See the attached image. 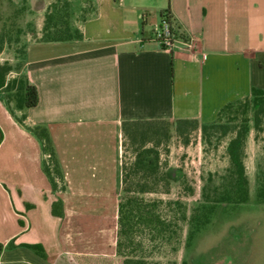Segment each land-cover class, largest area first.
I'll list each match as a JSON object with an SVG mask.
<instances>
[{
  "label": "crops",
  "instance_id": "1",
  "mask_svg": "<svg viewBox=\"0 0 264 264\" xmlns=\"http://www.w3.org/2000/svg\"><path fill=\"white\" fill-rule=\"evenodd\" d=\"M41 1L27 6L38 15L28 32L36 38ZM132 1L93 0L89 13L72 22L79 38L34 37L19 62L1 45L0 62L10 69L9 87L0 86V264H66L68 253H96V215L80 218L89 244L82 248L73 215L62 207L66 201L51 190L45 155L66 188L80 187L84 177L89 188L112 189L120 186L122 120L200 124L226 101L247 96L250 86L264 91V0ZM166 5L176 33L169 49L151 35ZM24 80L37 95L26 108L12 101Z\"/></svg>",
  "mask_w": 264,
  "mask_h": 264
},
{
  "label": "rangeland",
  "instance_id": "2",
  "mask_svg": "<svg viewBox=\"0 0 264 264\" xmlns=\"http://www.w3.org/2000/svg\"><path fill=\"white\" fill-rule=\"evenodd\" d=\"M50 1L44 0L43 12ZM68 1L71 22L77 23L89 13L93 0ZM141 1L147 0H133L132 3ZM28 3L40 6L42 1L0 0V44L4 47L3 54L16 57V62L20 61L24 44L35 37L33 33L28 32L37 22L38 15L29 11ZM140 9L145 11L143 7ZM145 16L150 23V14ZM152 18L155 19L156 16ZM148 23L146 26H149ZM21 97L20 89L13 94L12 101L21 100ZM254 108L253 104L247 107L246 130L241 141L240 157L246 181L245 199L230 205L220 201L209 219L192 234L185 245L188 218L194 207L201 201H211L220 193L227 192L232 183L225 145L239 125L241 116L237 115L229 121L225 120L224 116L219 120L214 118L209 122L196 124L193 128L189 127L182 134L170 130L167 139L156 146L159 159L170 168L167 188L161 190L158 187L155 191L142 194L143 199L156 200L155 209L168 226L156 243L150 246L145 245L144 232L135 231L134 238L141 239V247L136 248L134 245L132 254H148L149 264L264 262V197L258 198L255 194L259 183L264 181V110L254 112ZM44 144L47 145L46 142ZM126 145V142L124 146L120 145L119 152L125 162L130 155V149ZM43 167L48 172L51 190L57 191L54 195H59L66 201L62 205L65 213L73 215L75 234L81 235L82 248H88L89 244L83 236L86 229L80 218L95 214V254L118 257L114 253V238L115 202L119 194V184H115L116 187L112 189L89 188L92 183L84 182L83 177L76 183L80 187L66 188L60 176L55 173L54 162L50 156L43 157ZM129 249L130 246L124 248L126 251Z\"/></svg>",
  "mask_w": 264,
  "mask_h": 264
},
{
  "label": "trees",
  "instance_id": "3",
  "mask_svg": "<svg viewBox=\"0 0 264 264\" xmlns=\"http://www.w3.org/2000/svg\"><path fill=\"white\" fill-rule=\"evenodd\" d=\"M70 2L68 0H51L42 14V22L39 41H65L77 39L79 31L70 19ZM168 23L169 13L167 5L159 13ZM1 41V40H0ZM1 47V44H0ZM10 69L6 61L0 62V86L9 87V81L4 80L5 73ZM37 99L36 89L32 83L23 81L21 106L26 108L35 104ZM253 104V111L264 110V91L250 86L248 95L242 99L236 98L223 103L215 113L214 118L219 120L221 116L225 120H233L237 115L241 116L239 125L226 141V155L229 162V172L232 183L227 192L220 193L211 201H201L195 207L188 218V227L185 234V245L192 234L199 229L208 219L214 208L220 201L225 205L242 201L246 197V181L243 175V167L240 157L242 135L246 130L245 113L247 107ZM193 118H136L125 119L120 122L122 135L121 146L130 149V155L125 162L120 155L119 194L115 202V238L114 253L112 255H98L85 253H68L64 256L66 264H149L148 254H132L133 246L141 247V239L134 238L135 231L144 232L146 246L156 243L168 226L155 209L154 198H144L142 194L155 191L158 187L165 190L168 184L170 168L158 157L157 144L164 142L170 130L176 134H182L187 128L195 127ZM31 130L37 134L35 127ZM1 137V132H0ZM122 156V157H121ZM45 171V168H43ZM159 188V189H160ZM258 198L264 197V181L259 183L255 192ZM56 202L50 203V211L55 212ZM5 245L9 246L7 241ZM28 247L38 250L37 243L26 244ZM132 245V246H131ZM2 244L0 243V248ZM130 246L129 250H124ZM147 249V248H146ZM148 251V250H147ZM150 252V250H149ZM264 264V262L262 263Z\"/></svg>",
  "mask_w": 264,
  "mask_h": 264
},
{
  "label": "built area",
  "instance_id": "4",
  "mask_svg": "<svg viewBox=\"0 0 264 264\" xmlns=\"http://www.w3.org/2000/svg\"><path fill=\"white\" fill-rule=\"evenodd\" d=\"M152 32L160 47L169 49L173 45L176 33L171 28L170 24L164 19L160 18L158 20L156 25L153 27ZM181 43L186 44L187 41L182 40Z\"/></svg>",
  "mask_w": 264,
  "mask_h": 264
}]
</instances>
